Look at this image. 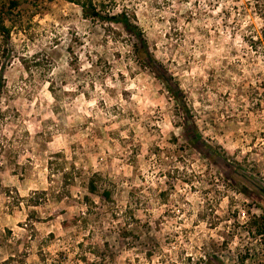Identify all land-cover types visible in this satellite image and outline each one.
Here are the masks:
<instances>
[{"label":"rangeland","instance_id":"rangeland-1","mask_svg":"<svg viewBox=\"0 0 264 264\" xmlns=\"http://www.w3.org/2000/svg\"><path fill=\"white\" fill-rule=\"evenodd\" d=\"M92 3L0 33V264H264V0Z\"/></svg>","mask_w":264,"mask_h":264},{"label":"trees","instance_id":"trees-1","mask_svg":"<svg viewBox=\"0 0 264 264\" xmlns=\"http://www.w3.org/2000/svg\"><path fill=\"white\" fill-rule=\"evenodd\" d=\"M67 1L80 5L81 10L86 17H99L100 16L99 11H97L96 7L93 6L92 0H67ZM17 5H18V0H9V2L7 4L2 3L0 5V33H2V37L5 40H7L9 37V28L5 25L6 16L10 12L11 8H14ZM109 18L111 20H113L114 22L120 23L129 33H133L137 37V39L139 40L140 46L135 48L136 57L141 62V64L149 66L150 68L153 69V72L156 73V70H158V68L161 65H159V64L157 65V63H155V60L153 59L151 53L148 50L146 40L144 39V37L141 34L140 30L138 29L137 25L132 23L130 21V19L128 18V16L124 12H121V13L116 14V15H112ZM154 69H155V71H154ZM157 73H158V71H157ZM159 78H161L163 80L162 82H164V84H166V86H167L168 90H170L171 94L174 97H176L177 96L176 90H178L177 86L175 85L176 86V88H175L176 90H175L171 87V85L168 83V81L166 79H164V77L162 75H161V77L159 76ZM2 87H3V78H2V75L0 74V91H1ZM191 136H193V138H196V139L199 138V136L197 135L195 130L192 132ZM88 188H89L90 192L96 191V186L94 185L93 181H91L89 183ZM109 194L110 193L108 191L104 192V196L106 198H109ZM259 218L261 220H263V223L260 226V228L258 229V232L260 234H263L264 233V212L262 213V215L259 216Z\"/></svg>","mask_w":264,"mask_h":264}]
</instances>
